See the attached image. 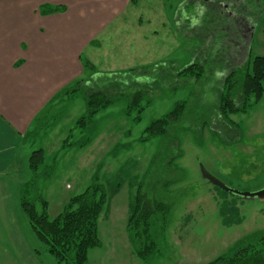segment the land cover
Wrapping results in <instances>:
<instances>
[{"label": "rangeland", "instance_id": "374dc122", "mask_svg": "<svg viewBox=\"0 0 264 264\" xmlns=\"http://www.w3.org/2000/svg\"><path fill=\"white\" fill-rule=\"evenodd\" d=\"M240 13L245 19L237 27L234 18ZM121 17L82 50V65L89 60L95 69L86 67L64 88L90 82L41 113L39 133L25 141L15 177L21 186L32 181L29 158L36 150L45 151L38 185L49 201L51 219L94 179L109 192L120 185L100 216L101 246L89 252L87 264H210L231 256L264 234V199L225 192L203 177L202 168L232 190L254 194L264 189V96L233 115L230 125L217 115L231 72L249 57H264V0H137ZM250 20L252 32L246 24ZM116 25L124 35L116 36ZM193 64L202 66L199 76L182 73ZM97 91L106 92L113 104L87 128H78L87 96ZM138 91L145 92L144 98L129 114ZM181 103L186 104L182 118L165 138L141 141L151 123ZM178 154L173 174L160 167L167 155ZM168 180L174 181L167 198L172 208L168 229L158 251L144 261L127 233L130 203L145 182L149 187ZM158 191L154 187L150 197ZM20 214L28 241L36 239L39 251L47 253L42 258L46 264H58L21 208Z\"/></svg>", "mask_w": 264, "mask_h": 264}, {"label": "crops", "instance_id": "0c3cea01", "mask_svg": "<svg viewBox=\"0 0 264 264\" xmlns=\"http://www.w3.org/2000/svg\"><path fill=\"white\" fill-rule=\"evenodd\" d=\"M136 1L0 0V264H46L47 253L22 229L14 170L24 138L54 95L83 72L84 47L115 27ZM46 5L67 10L41 15ZM234 20L239 27L241 21ZM251 22L246 24L252 32ZM117 27L116 36L124 35Z\"/></svg>", "mask_w": 264, "mask_h": 264}, {"label": "trees", "instance_id": "16d2710c", "mask_svg": "<svg viewBox=\"0 0 264 264\" xmlns=\"http://www.w3.org/2000/svg\"><path fill=\"white\" fill-rule=\"evenodd\" d=\"M65 6H43L40 10L41 15H51L66 12ZM93 44V43H92ZM95 69L89 60L83 63V68ZM201 69V70H200ZM203 72L202 66L193 64L185 68L182 73L192 76H199ZM96 70L94 74H96ZM241 74L243 78L239 80ZM90 81H79L76 87L62 88L50 100V106L57 100H64L70 94L75 95L80 90L83 83ZM241 83L240 88L233 89L236 83ZM221 97L219 98V113L217 114L223 124L233 123L232 116L246 112L254 103H258L264 96V57L257 56L253 59L249 57L247 63L241 69H234L229 79L224 82ZM144 91H138L134 95L132 104L127 112L131 114L135 107L139 106L144 98ZM238 96H240L238 98ZM239 101H238V99ZM113 104L111 97L104 91L90 93L87 96V109L76 123L79 128H87L101 111L108 109ZM186 104H178L175 109L161 119L155 120L145 130L141 141L148 142L158 138H165L166 134L173 129L171 125L178 123L184 113ZM144 108L139 110L135 118L141 121V113ZM43 117V116H41ZM41 117L34 120L33 128L28 131L24 141L29 137L39 133L38 123ZM89 142H85L87 146ZM83 145V146H84ZM180 154L171 157L167 155L166 160L161 161V168H165L171 174L175 170L174 163ZM45 160L43 149L32 152L29 158V167L34 173L33 180L21 186L19 189V204L22 211L27 215L31 228L35 232L43 248L53 255L58 264H87L89 252L101 246L99 236V219L104 212V208L109 201L116 196L121 187L119 184L112 187L111 192L104 184L94 179L83 193L72 197L64 210L51 219L49 216V201L45 198L41 186L38 185L41 177L40 169ZM152 160L151 166L154 161ZM151 169V168H150ZM161 170V172L163 171ZM150 172V170H149ZM148 172V173H149ZM42 174V173H41ZM165 174V173H164ZM44 176V174H42ZM156 177V176H155ZM46 179L48 177L45 176ZM147 181V177H146ZM174 181H154L148 187V183L141 185L130 203V217L127 220V233L133 251L138 258L146 260L158 251V241L165 236L172 212L171 204L167 200L170 187ZM154 187L159 190L155 196H151ZM238 248L231 256H221L210 264H264V234ZM39 253V251H37Z\"/></svg>", "mask_w": 264, "mask_h": 264}, {"label": "water", "instance_id": "95a60500", "mask_svg": "<svg viewBox=\"0 0 264 264\" xmlns=\"http://www.w3.org/2000/svg\"><path fill=\"white\" fill-rule=\"evenodd\" d=\"M202 174H203V177L206 180H208L211 184L219 187L220 189L224 190L225 192L241 196L244 199H252V200L253 199H264V189L261 190L260 192L254 193V194L242 193V192H238V191H235V190L228 188L223 183H221L219 180L214 178L211 174H209L206 170H204V168H202Z\"/></svg>", "mask_w": 264, "mask_h": 264}, {"label": "flooded vegetation", "instance_id": "af4514ba", "mask_svg": "<svg viewBox=\"0 0 264 264\" xmlns=\"http://www.w3.org/2000/svg\"><path fill=\"white\" fill-rule=\"evenodd\" d=\"M244 9H246V6H245ZM242 10H243V8H242ZM228 15H231L232 16V13H228ZM244 19H245V16H243V13H240V14L237 15L236 21H242Z\"/></svg>", "mask_w": 264, "mask_h": 264}]
</instances>
